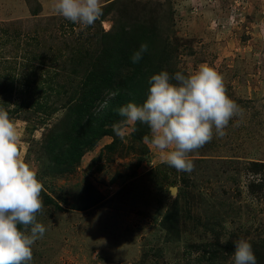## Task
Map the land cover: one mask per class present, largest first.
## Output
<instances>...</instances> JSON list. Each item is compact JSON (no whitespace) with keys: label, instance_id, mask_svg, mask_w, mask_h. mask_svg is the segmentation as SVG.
I'll return each instance as SVG.
<instances>
[{"label":"rangeland","instance_id":"rangeland-1","mask_svg":"<svg viewBox=\"0 0 264 264\" xmlns=\"http://www.w3.org/2000/svg\"><path fill=\"white\" fill-rule=\"evenodd\" d=\"M37 1L33 16L35 0H0V36L57 32L55 0ZM113 1L101 0V7ZM138 1L169 27L176 68L185 74L202 64L215 68L243 117L230 121L223 138L214 135L190 153V173L135 142V126H125L126 142L103 137L72 166L70 156L44 151L36 121L11 117L24 157L44 184L37 221L47 230L33 245L31 264H233L234 241L245 239L253 250L264 242V190L249 192L264 170H245L264 163V0ZM101 24L105 31L113 26L110 19ZM185 188L189 196L177 198ZM171 209L180 217L167 232Z\"/></svg>","mask_w":264,"mask_h":264},{"label":"trees","instance_id":"trees-1","mask_svg":"<svg viewBox=\"0 0 264 264\" xmlns=\"http://www.w3.org/2000/svg\"><path fill=\"white\" fill-rule=\"evenodd\" d=\"M35 2L39 10L34 9L33 16L41 8ZM155 14L154 8L138 0H114L102 6V15L87 28L59 17V30L50 34L34 31L23 36L21 31L1 30L0 108L10 117L36 121L37 128L43 129L44 151L70 156L69 164H78L103 137L115 134L113 125L123 119L116 109L146 100L152 75L180 71L175 66L177 48L169 40V27L160 25ZM108 19L113 26L105 31L101 22ZM144 43L147 51L133 63L131 56ZM107 91L118 95L107 109L100 110L99 102ZM149 134L146 125L137 124L132 137L141 143ZM117 142L115 138L105 151L113 153ZM250 167L245 170L257 174L264 170V163L253 162ZM257 190H264V177L251 180V196ZM186 195L185 188L177 198ZM178 215V210L171 209L165 216L167 232L178 222ZM254 253L257 264H264L262 240Z\"/></svg>","mask_w":264,"mask_h":264},{"label":"clouds","instance_id":"clouds-1","mask_svg":"<svg viewBox=\"0 0 264 264\" xmlns=\"http://www.w3.org/2000/svg\"><path fill=\"white\" fill-rule=\"evenodd\" d=\"M53 8L83 28L93 26L102 15L101 0H55ZM147 49L146 43L141 44L132 62L138 63ZM148 83L142 104L128 102L116 109L123 119L113 125V131L126 142L125 126L146 125L150 134L143 137L144 143L177 171L192 172L195 164L190 153L214 135L223 138L230 121L243 117V109L227 94L223 76L207 64L187 74L162 70ZM116 95L107 91L100 110L107 109ZM21 149L18 123L0 108V264H31L33 245L47 230L37 221L44 210V184ZM234 244L233 264H257L249 241L239 239Z\"/></svg>","mask_w":264,"mask_h":264},{"label":"water","instance_id":"water-1","mask_svg":"<svg viewBox=\"0 0 264 264\" xmlns=\"http://www.w3.org/2000/svg\"><path fill=\"white\" fill-rule=\"evenodd\" d=\"M172 193L174 194L175 193V190H172Z\"/></svg>","mask_w":264,"mask_h":264}]
</instances>
